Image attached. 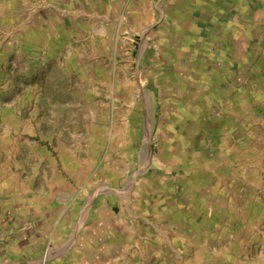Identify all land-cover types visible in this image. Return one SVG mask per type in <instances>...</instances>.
<instances>
[{
	"label": "rangeland",
	"instance_id": "374dc122",
	"mask_svg": "<svg viewBox=\"0 0 264 264\" xmlns=\"http://www.w3.org/2000/svg\"><path fill=\"white\" fill-rule=\"evenodd\" d=\"M179 1L164 21V0H0V203L34 191L29 152L81 187L80 247L75 233L0 264H264V0H196L176 25ZM219 33L234 46L215 56ZM191 197L236 211L184 248L173 222ZM95 211L119 228L100 256L84 244Z\"/></svg>",
	"mask_w": 264,
	"mask_h": 264
},
{
	"label": "crops",
	"instance_id": "0c3cea01",
	"mask_svg": "<svg viewBox=\"0 0 264 264\" xmlns=\"http://www.w3.org/2000/svg\"><path fill=\"white\" fill-rule=\"evenodd\" d=\"M179 1V5H184L181 9L179 7H174L175 17L173 19L174 23L177 25V20L179 16H183V11H189L188 16L183 17L182 24L189 23L194 20L196 14H192L193 11H196L197 2L196 0ZM166 0H164L163 11L161 10V18L166 21L167 9L165 6ZM180 10V12H178ZM178 15V16H177ZM161 20H159L160 22ZM223 26V25H222ZM235 28V27H234ZM240 28L237 27L238 39L236 45L238 47L245 46V34L243 26ZM220 32L224 31V28L221 27ZM230 35L226 34H216L213 41L214 55L217 56V53H220L219 47H225V44H230L232 41V46H234V40L228 39ZM229 55V53H228ZM241 55V61L236 57H233V62L237 64L236 70L238 78L245 77V52L242 48L238 51V56ZM224 61V60H223ZM232 62V64H233ZM216 68V66H214ZM214 78L218 81L219 76L213 73ZM234 78V77H233ZM216 81V82H217ZM216 86V85H215ZM19 148L26 150L30 147L29 140L26 138L19 137ZM233 150V148H232ZM18 151H20L18 149ZM31 159L35 162V169L32 174V188L33 192L26 193V186L20 188L21 193H17V197L14 202H12L9 210L6 209L0 203V258L3 256L17 254L18 260H25V257H31L34 261L39 260V253L32 248L24 249L25 246L31 247V245L44 246L51 245L53 241L58 242V240L66 242L70 239L75 233L78 240V246H81V230L76 232L74 228H70L71 224H77L81 220V187L76 189L68 182L59 170V165L52 156H47V154L36 155L33 152H29ZM51 173L49 174V172ZM36 183V186L34 185ZM17 191V192H20ZM24 196L22 197V194ZM228 201V200H227ZM188 206L183 208L181 212L176 217V220L173 222V228L179 229V237L181 238L180 244L184 246L194 247V242L197 241V233L199 230L203 229V232L208 235L205 229L207 227L201 226L202 229H198L199 224L201 225L205 222H209L211 219L213 223H216L217 220H221V217H226L225 221H228V217L235 216V208L229 212L225 210L226 208L231 207L232 205L227 203L223 206L225 209L214 208L212 213L209 212L207 208L208 204L206 202H196L195 199L189 200ZM9 215H8V213ZM222 215V216H220ZM220 216V218H218ZM100 215L95 211L93 216H90L86 222L91 221L93 224V230L86 231L87 236V246H94L98 252L95 254L100 256L103 252H111L112 248L117 247L118 245V222L115 216L110 215L108 222H103ZM238 217V216H237ZM106 223H109L107 225ZM75 224V225H76ZM77 226V225H76ZM197 226V227H195ZM73 227V226H72ZM73 229V230H72ZM135 229L127 230V235L133 241L134 237L137 235ZM165 235V234H164ZM201 235V233H200ZM85 236V235H84ZM83 236V237H84ZM82 237V238H83ZM140 241L142 240L149 241L147 239V234H139ZM18 239L19 247H16L14 250H11L9 240ZM163 237V241H164ZM165 242V241H164ZM144 244V242H143ZM147 245H150L146 242ZM161 245V243H159ZM116 245V246H115ZM2 247V248H1ZM142 246V251H143ZM198 249V248H197ZM190 253L192 251H189ZM111 254V253H110ZM81 261V260H80ZM77 264L80 262L73 261Z\"/></svg>",
	"mask_w": 264,
	"mask_h": 264
}]
</instances>
